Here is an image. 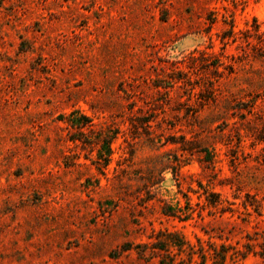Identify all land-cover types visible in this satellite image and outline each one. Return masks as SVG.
Masks as SVG:
<instances>
[{"label":"rangeland","instance_id":"1","mask_svg":"<svg viewBox=\"0 0 264 264\" xmlns=\"http://www.w3.org/2000/svg\"><path fill=\"white\" fill-rule=\"evenodd\" d=\"M200 247L264 264V0H0V264Z\"/></svg>","mask_w":264,"mask_h":264},{"label":"trees","instance_id":"2","mask_svg":"<svg viewBox=\"0 0 264 264\" xmlns=\"http://www.w3.org/2000/svg\"><path fill=\"white\" fill-rule=\"evenodd\" d=\"M178 246L180 247L179 249H181V246L178 244ZM153 249H160V251H165L167 252V250H165L164 248H159V247H156L154 246ZM228 249H226L225 247H222L221 251L218 252L217 250H214V254L216 257H219L220 259L224 260L226 258V251ZM239 253V256H242L243 258L245 257L244 254H240V252H235V254H238ZM199 254H200V258L202 259V262L200 264H204L205 261H206V255L204 254V248L203 247H200L199 249ZM262 257H264V252L262 254H260ZM155 257V256H153ZM160 264H166L164 263V261H161Z\"/></svg>","mask_w":264,"mask_h":264}]
</instances>
